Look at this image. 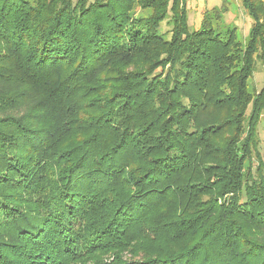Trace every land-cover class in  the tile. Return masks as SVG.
<instances>
[{
	"label": "trees",
	"instance_id": "obj_1",
	"mask_svg": "<svg viewBox=\"0 0 264 264\" xmlns=\"http://www.w3.org/2000/svg\"><path fill=\"white\" fill-rule=\"evenodd\" d=\"M241 7L244 41L186 0H0V264H264Z\"/></svg>",
	"mask_w": 264,
	"mask_h": 264
},
{
	"label": "rangeland",
	"instance_id": "obj_2",
	"mask_svg": "<svg viewBox=\"0 0 264 264\" xmlns=\"http://www.w3.org/2000/svg\"><path fill=\"white\" fill-rule=\"evenodd\" d=\"M264 1V0H263ZM186 8L188 12V23L191 28H197L203 12L212 8H222L225 12L222 15L221 25L226 28H235L238 38L242 41L245 40L248 34V30L251 26V18L244 13L241 7V0H186ZM261 66L256 65V71L251 78L249 85L250 89L258 91L263 85V77ZM257 137L260 139V149L262 150V142L264 141V119L262 118L257 126ZM128 254H123V260L128 261L130 259H136L130 257ZM130 257V258H129ZM112 258L102 255V261L110 262ZM91 264V263H87Z\"/></svg>",
	"mask_w": 264,
	"mask_h": 264
}]
</instances>
